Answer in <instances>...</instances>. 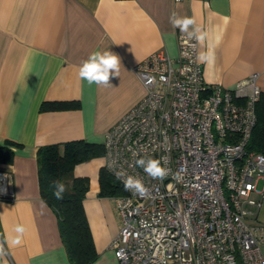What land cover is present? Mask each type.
<instances>
[{
	"label": "crops",
	"instance_id": "crops-1",
	"mask_svg": "<svg viewBox=\"0 0 264 264\" xmlns=\"http://www.w3.org/2000/svg\"><path fill=\"white\" fill-rule=\"evenodd\" d=\"M195 18L207 36L198 41L203 81L232 89L251 74L264 94V0H0V147L13 151V202L0 200V264H70L54 211L41 200L37 151L74 140L103 144L106 132L144 97L134 67L163 50L177 56L170 23ZM191 30V29H190ZM121 60L112 86L89 85L78 69L94 52ZM78 101L79 108L40 110L44 102ZM103 158L76 165L89 179L83 207L98 254L93 264H119L111 240L119 221L114 197L101 196ZM250 221L264 226V196ZM251 210L253 208H250ZM26 229L20 243L14 229Z\"/></svg>",
	"mask_w": 264,
	"mask_h": 264
},
{
	"label": "built area",
	"instance_id": "built-area-1",
	"mask_svg": "<svg viewBox=\"0 0 264 264\" xmlns=\"http://www.w3.org/2000/svg\"><path fill=\"white\" fill-rule=\"evenodd\" d=\"M133 70L145 95L102 144L106 171L124 187L109 170L115 161L146 188L114 197L119 264H264V226L249 220L261 206L254 195L264 196V154L248 150L258 74L232 89L206 84L187 34L177 36L176 58L160 50ZM141 158L160 160L168 175L153 179ZM0 200H15L1 171Z\"/></svg>",
	"mask_w": 264,
	"mask_h": 264
},
{
	"label": "trees",
	"instance_id": "trees-1",
	"mask_svg": "<svg viewBox=\"0 0 264 264\" xmlns=\"http://www.w3.org/2000/svg\"><path fill=\"white\" fill-rule=\"evenodd\" d=\"M78 101L44 102L40 110H67L79 108ZM8 145H13L8 143ZM0 147V163L11 164L13 151L9 146ZM248 150L264 154V94L256 104V123ZM103 145L74 140L43 146L37 151L38 183L41 200L54 211L58 228L70 264H93L98 258L83 207L89 189L87 177L74 175L76 165L103 157ZM60 180L66 186L62 200L53 193V181ZM101 196H124L126 190L103 167L98 173Z\"/></svg>",
	"mask_w": 264,
	"mask_h": 264
},
{
	"label": "clouds",
	"instance_id": "clouds-1",
	"mask_svg": "<svg viewBox=\"0 0 264 264\" xmlns=\"http://www.w3.org/2000/svg\"><path fill=\"white\" fill-rule=\"evenodd\" d=\"M170 23L174 28H178L182 33L187 34L189 38H195L203 43L207 36V32L203 31L198 25L195 18L179 17L175 13L170 17ZM191 29V30H190ZM121 67L120 57L112 51L94 52L87 60H85L78 69L80 79L86 81L89 85L109 87L111 76H119ZM138 166L153 179L163 180L168 175V169L162 166L161 161L152 158H141L137 161ZM109 170L114 171L117 179L124 184L126 191L143 194L146 188L141 179L127 175L123 171L115 170V161L109 165ZM53 195L57 200L63 199V194L66 191L65 184L56 180L53 181ZM14 231L18 234L12 241L15 244L20 243L21 236L26 231L23 225H17ZM2 253V248H0Z\"/></svg>",
	"mask_w": 264,
	"mask_h": 264
},
{
	"label": "rangeland",
	"instance_id": "rangeland-1",
	"mask_svg": "<svg viewBox=\"0 0 264 264\" xmlns=\"http://www.w3.org/2000/svg\"><path fill=\"white\" fill-rule=\"evenodd\" d=\"M98 158H103V166L105 165V157L103 156V157H98ZM98 158H94V159H98ZM94 159H92V160H94ZM91 161V160H90ZM87 162H89V161H87ZM85 163V162H84ZM82 164V163H81Z\"/></svg>",
	"mask_w": 264,
	"mask_h": 264
}]
</instances>
